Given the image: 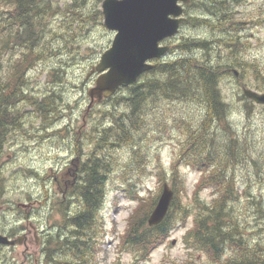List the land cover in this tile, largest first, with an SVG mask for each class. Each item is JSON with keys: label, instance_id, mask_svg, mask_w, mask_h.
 <instances>
[{"label": "rangeland", "instance_id": "374dc122", "mask_svg": "<svg viewBox=\"0 0 264 264\" xmlns=\"http://www.w3.org/2000/svg\"><path fill=\"white\" fill-rule=\"evenodd\" d=\"M51 2L57 11L46 19V28L56 33L55 37L53 33L48 37L52 50L42 53L39 65L37 64L27 75L30 84L22 85L26 89L25 94L28 98H23L29 100L34 95L35 99L41 101L46 94L56 92L63 99L62 114L52 124H44L33 112L34 108L25 102L27 100L21 99L18 114L21 129L10 133L1 154L0 176L5 181L6 191L1 198L6 203L2 205L0 233L7 235L8 232L18 228L13 238L26 235L27 240L15 247H1L0 264L41 263L43 240L56 231V225L64 223L66 205L72 212L79 207L82 208V203L76 197V191L83 172L81 169L94 153L93 142L89 138L91 131L89 125L94 122L99 123L103 119L102 123L107 122L108 120L105 121L107 117L100 114V111L109 108L113 102L111 98L101 102L95 101L96 103L91 107L93 109L87 112L90 103L89 91L95 87V82L100 76V73H95L94 70L100 63L103 53L111 47L116 35L104 26L103 0H84L86 11L95 13L99 10L102 15L101 19L98 15L96 17L94 15L93 20H86L85 23L75 20L71 13L65 11L66 7L74 4V0H51ZM186 6L184 16L187 19L190 15L204 14L202 6H199L198 10H195L196 7L190 9L187 7V11ZM212 9L217 10L215 7ZM6 10H8L7 6H2L0 3L1 17ZM235 11L236 17L244 19L245 23L242 25L243 31L237 34L244 47L236 53L238 55L236 59L258 64L259 69L264 73V25L259 23L260 13L264 12V0H244L243 5L236 6ZM213 20L216 21V18L213 17ZM237 35L234 39H237ZM230 36L218 24L214 29L203 23L201 26L183 24L176 37L164 42L171 47L169 53L164 59L153 63L187 55L201 58V61L210 57V63L215 65L231 62L234 56L225 43H214V47L206 54L200 48L185 52L177 48L184 40H216L217 37ZM41 46L42 43L36 48ZM26 47L15 45L7 48L0 60V76L3 81L9 79L8 72L11 70L14 72L11 64L25 58V53L29 51ZM209 59L207 58L204 63ZM233 70L232 73L222 77L220 89L229 108V122L241 138H239L241 147L237 149V154L243 153V146L247 154L261 159L257 167L251 159H243L242 156L241 163H238L234 170V176L242 184L239 192L243 193L244 200H249L248 205L251 207L245 217L240 218L242 223L248 225L251 239L262 241L264 239V230H261L264 228V106L245 98L243 90L249 88L264 93L259 89L264 86V82L255 74L252 75L250 68H246L247 73L244 72L242 77L239 68ZM235 71L238 74H235ZM150 76L152 75H143L138 82ZM123 90L125 89L119 90L116 95L119 96ZM20 95L21 93H18L17 96ZM24 102L26 104H23ZM205 113V106L196 99L189 102L176 100L168 104L158 103L157 108L152 106V110L148 109L146 119L148 125L150 124L149 133L142 134L138 138L140 145L138 149L142 150L141 154L138 152L137 156L134 155L130 146L104 150L112 170L101 213V229L95 237L93 264H210L201 251L192 250L184 243V236L193 227L192 218L187 219L184 226L173 230L164 242L151 249L148 254L145 251L141 253L126 243L134 227L133 223H136L135 215L144 206L141 204L145 203L146 199L155 197L160 190L161 184L157 176L160 163L167 172L166 174L164 171V174L170 178L171 166L175 157L177 158L176 138L181 135L178 125L184 124L181 118L196 125ZM157 126L160 129L156 130ZM213 132L215 137L219 138V144L222 139L224 141L227 139L226 129L216 127ZM75 145L78 146V150ZM97 155L101 156L102 151L97 150ZM141 156L146 158L143 159ZM77 158H80V161L76 162ZM146 160L147 164H144ZM74 164L80 166L78 180L74 183L71 175L70 181H62L61 188L55 177L62 179L64 175L61 174L68 168H76ZM134 165H140L144 169L133 168ZM176 169L186 178V191L182 192V202L188 204L193 199L197 182L204 178V173L181 163H178ZM129 181L136 183L137 188L134 193L137 192L139 200H131L128 197L126 189ZM199 196L202 199H211L214 196L213 189L203 186ZM254 200L260 205H256ZM139 207H141L139 212L134 214Z\"/></svg>", "mask_w": 264, "mask_h": 264}, {"label": "trees", "instance_id": "16d2710c", "mask_svg": "<svg viewBox=\"0 0 264 264\" xmlns=\"http://www.w3.org/2000/svg\"><path fill=\"white\" fill-rule=\"evenodd\" d=\"M83 2L84 0H74V4L66 7L65 11L82 23L93 20L94 15L101 19L99 10L95 13L86 11ZM243 2L244 0H191L186 6V11L187 7L188 9L196 7L195 10H198L199 6H202L204 14L190 15L185 24L201 26L203 23L213 29L218 24L231 36L217 37L216 40H184L177 46L184 52L200 48L206 54L215 44L225 43L234 56L231 62L215 65L210 63V60L209 63H204L206 58L201 61V58L189 55L158 61L154 69L144 74L152 76L125 88L127 93H123L125 91L123 90L119 96L111 97L113 102L110 107L100 111V114L107 117L105 120H108L107 122L102 123L103 119L99 123L89 125L91 130L89 138L93 142L94 153L81 169L83 172L76 191L82 208L79 207L72 212L66 205L64 223L56 225V231L43 240L41 249L43 259L39 264H93L95 237L101 229V213L112 170L104 150L130 146L134 155L137 156L138 152L141 154L142 150L138 149L140 147L138 138L150 131V124L148 125L146 119L148 109L152 110V106L157 108L158 103L168 104L176 100L189 102L194 99L202 102L206 113L196 125L181 118L184 124L178 125L181 135L176 138L177 158L175 157L171 166L170 178L164 174L165 169L160 163L157 175L161 184L160 190L155 197L148 198L141 204L144 206L140 212L142 206L134 213L139 212L135 215L136 223H133L134 227L126 243L141 253L145 251L148 254L151 249L164 242L173 230L184 226L186 220L192 218L193 227L184 236V243L192 250L201 251L210 264H264V239L253 241L248 233V225L241 221L240 217H245L251 207L248 205L249 200H244L243 193L239 192L242 184L234 176V170L238 163H241L242 156L243 159H251L257 167L261 159L247 154L243 146V153L237 154V149L241 147V138L229 122V108L220 89L222 77L232 73L234 68H239L240 77L246 68H250L252 75L255 74L264 82V73L258 64L236 59L238 57L236 53L244 47L237 34L243 31L242 25L245 23L244 19L236 17L235 9L236 6L243 5ZM0 3L8 8L5 13L3 11L4 16H0V60L7 48L12 46H27L26 49H29L23 60L11 64L14 72L10 71L7 81H3L0 76L1 169L3 145L7 143L10 133L21 129L18 119L20 103L23 97L28 98L24 87L28 85L26 71L31 66L39 65L42 53L52 50L48 37L52 33L55 37L56 33L46 28V19L57 11L53 8L51 0H0ZM212 7L217 10H213ZM260 17L259 23L264 25V12L260 13ZM235 35L237 39H234ZM40 43L41 48H36ZM259 89L264 91V86ZM18 93L21 95L17 96ZM25 102L34 108L33 112L44 124H52L62 114L63 99L56 92L46 94L41 101L33 96ZM25 102L23 104H26ZM216 127L226 129L228 133L227 139L225 141L222 139L220 144L219 138L215 137L213 132ZM155 128L160 129L159 126ZM97 150L102 151L101 156L97 155ZM178 163L204 173V178L197 182L193 199L188 204L182 202V192L186 191V178L178 173L176 169ZM144 164H147V160ZM137 167L144 169L140 165H134L133 168ZM168 181L174 191L169 213L160 224L150 227L147 223L148 217L156 206L164 183ZM127 186L128 197L131 200H139L137 192L134 193L136 183L129 181ZM203 186L213 189L214 196L211 199L200 198V189ZM4 193L5 181L0 176V205L6 203L1 198ZM254 203L260 205L255 200ZM17 229H13L7 235L13 238Z\"/></svg>", "mask_w": 264, "mask_h": 264}, {"label": "water", "instance_id": "95a60500", "mask_svg": "<svg viewBox=\"0 0 264 264\" xmlns=\"http://www.w3.org/2000/svg\"><path fill=\"white\" fill-rule=\"evenodd\" d=\"M191 0H104L102 14L105 27L116 33L112 46L104 52L95 72L100 76L90 89L92 107L112 97L120 88L135 84L141 76L154 69L152 61L162 59L170 46L161 45L180 32L184 5ZM238 74V73H237ZM244 96L256 104L264 105V93L245 88ZM174 192L165 183L158 202L148 218L149 226L160 224L170 209ZM3 207L0 206V216ZM23 235L11 239L0 233L1 246H17L25 242Z\"/></svg>", "mask_w": 264, "mask_h": 264}, {"label": "flooded vegetation", "instance_id": "af4514ba", "mask_svg": "<svg viewBox=\"0 0 264 264\" xmlns=\"http://www.w3.org/2000/svg\"><path fill=\"white\" fill-rule=\"evenodd\" d=\"M35 69V66H31V68H28L27 69V71H26V79H27V75L29 74V72H31V71H33ZM10 75V72H8L7 73V76H9ZM27 82H28V84H30V81L27 79ZM34 96V95H33ZM75 147H76V149L78 150L79 148H78V146L77 145H75ZM78 153V152H77ZM78 161H80V158H77L76 159V162H78ZM72 163V162H71ZM75 165V164H74ZM75 167L76 168H72V167H70V168H68L65 172H63L62 174H61V176H63L64 175V177L61 179V177L59 178V177H55V180L57 181V183H58V185H60L61 186V188H62V185H61V183H62V181H65V182H68V181H70L71 179H73V182L75 183V181H77L78 180V178H79V174H78V172H79V170H80V166L78 165V164H76L75 165ZM71 171V172H70ZM72 175V178L70 179L69 177ZM68 177V179H65V178H67Z\"/></svg>", "mask_w": 264, "mask_h": 264}, {"label": "bare ground", "instance_id": "6f19581e", "mask_svg": "<svg viewBox=\"0 0 264 264\" xmlns=\"http://www.w3.org/2000/svg\"><path fill=\"white\" fill-rule=\"evenodd\" d=\"M215 57H216V56H215ZM203 58H204V57H203ZM207 58H208V57H207ZM207 58H206V59H207ZM209 58H210V57H209ZM209 58H208V59H209ZM209 60H210V59H209ZM213 61H214V60H213ZM207 62H208V61H207ZM208 63H209V62H208ZM216 63H217V62H216ZM245 70H246V69H245ZM247 71H248V70H247ZM248 72H249V71H248ZM245 73H247V72L245 71Z\"/></svg>", "mask_w": 264, "mask_h": 264}]
</instances>
